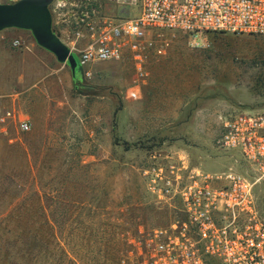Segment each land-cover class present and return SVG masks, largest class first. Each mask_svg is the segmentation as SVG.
<instances>
[{
  "label": "rangeland",
  "instance_id": "rangeland-1",
  "mask_svg": "<svg viewBox=\"0 0 264 264\" xmlns=\"http://www.w3.org/2000/svg\"><path fill=\"white\" fill-rule=\"evenodd\" d=\"M167 35L147 80L126 56L92 66L82 94L31 31L0 32V264H115L128 233L178 217L168 180L250 173L218 147V116L264 110V39Z\"/></svg>",
  "mask_w": 264,
  "mask_h": 264
},
{
  "label": "built area",
  "instance_id": "built-area-1",
  "mask_svg": "<svg viewBox=\"0 0 264 264\" xmlns=\"http://www.w3.org/2000/svg\"><path fill=\"white\" fill-rule=\"evenodd\" d=\"M49 9L60 38L63 28L71 30L68 46L86 77L92 66L126 56L135 61L137 78L147 77L146 61L151 53L165 54L168 33L187 35L193 47L210 32L264 39V0H53ZM248 110L219 114L218 147L238 151L250 173L228 170L168 180L173 195L167 197L178 202V217L165 228L142 224L136 234L128 233L119 264H264V210L260 217L257 213L260 196L264 200V110ZM22 128L30 125L24 122ZM219 199L250 214L251 222L234 233L220 226Z\"/></svg>",
  "mask_w": 264,
  "mask_h": 264
},
{
  "label": "water",
  "instance_id": "water-1",
  "mask_svg": "<svg viewBox=\"0 0 264 264\" xmlns=\"http://www.w3.org/2000/svg\"><path fill=\"white\" fill-rule=\"evenodd\" d=\"M52 2L53 0H21L14 4L0 3V32L8 29L31 31L40 47L70 68L75 89L86 94L83 88L77 86L78 81H84V69L78 55L71 51L53 28L49 9Z\"/></svg>",
  "mask_w": 264,
  "mask_h": 264
},
{
  "label": "flooded vegetation",
  "instance_id": "flooded-vegetation-1",
  "mask_svg": "<svg viewBox=\"0 0 264 264\" xmlns=\"http://www.w3.org/2000/svg\"><path fill=\"white\" fill-rule=\"evenodd\" d=\"M77 86L81 88L87 86L85 72L84 81H78ZM217 201L218 207L215 212V219L220 226H226L234 233L244 229L251 222L250 214L231 208L225 200L219 199Z\"/></svg>",
  "mask_w": 264,
  "mask_h": 264
},
{
  "label": "crops",
  "instance_id": "crops-1",
  "mask_svg": "<svg viewBox=\"0 0 264 264\" xmlns=\"http://www.w3.org/2000/svg\"><path fill=\"white\" fill-rule=\"evenodd\" d=\"M6 31V30H5ZM8 31V30H7ZM62 39V38H61ZM62 41L63 42H65L67 45H69L66 41H64L63 39H62ZM149 78V73H148V76L147 77H145V78H143V79H140V80H147ZM139 102H141V103H143L144 102V99H142V96H141V98L139 99ZM180 112V111H179ZM177 113L178 115L180 114V113ZM189 115V114H188ZM189 117V116H188ZM186 120H188V118L186 119ZM188 121H185V124L187 125L188 123H187ZM177 127V126H176ZM177 128H179V127H177ZM194 153H197V154H202V152H199V151H195L194 150ZM201 156V155H200Z\"/></svg>",
  "mask_w": 264,
  "mask_h": 264
},
{
  "label": "trees",
  "instance_id": "trees-1",
  "mask_svg": "<svg viewBox=\"0 0 264 264\" xmlns=\"http://www.w3.org/2000/svg\"><path fill=\"white\" fill-rule=\"evenodd\" d=\"M119 256H120V255H119ZM119 256H118V258H117L115 264H119Z\"/></svg>",
  "mask_w": 264,
  "mask_h": 264
}]
</instances>
